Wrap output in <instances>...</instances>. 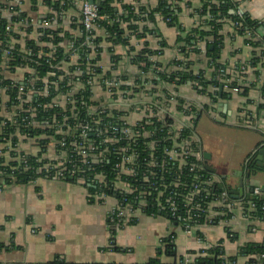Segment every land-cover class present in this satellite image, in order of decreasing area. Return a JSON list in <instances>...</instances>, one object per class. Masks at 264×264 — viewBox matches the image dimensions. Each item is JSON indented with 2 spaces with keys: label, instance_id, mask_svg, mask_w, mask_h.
I'll return each instance as SVG.
<instances>
[{
  "label": "trees",
  "instance_id": "trees-1",
  "mask_svg": "<svg viewBox=\"0 0 264 264\" xmlns=\"http://www.w3.org/2000/svg\"><path fill=\"white\" fill-rule=\"evenodd\" d=\"M74 1L30 0V3L33 12L38 10L42 2L60 15L65 13ZM94 1L100 15L103 17L98 26L100 29L105 30L106 39L97 36V33H94L93 37L87 33L84 26L81 25L80 17H75L73 20L71 27L75 31L73 33L60 27L62 24L61 17L53 15L46 17V20L52 22L53 27H40V37L30 39L35 28L32 25L30 16L23 11L24 1L19 6H13V0H8L6 4L0 0V89L5 90L4 96L8 98L5 103L8 113L4 116L1 115V111L5 97H0V139L11 144L10 155L12 158L11 162H7L0 157V186H2V183L28 184L40 178H47V173H52L48 172L46 168L51 162L49 159L44 158V155L47 153V149L52 147L51 142L53 140L58 141L63 138L59 132L67 130L68 127L74 128L77 123L87 124L98 121L97 128L99 132L96 137L90 139L95 143V155L101 161L98 164L92 163L90 165L77 163L82 172L76 177H67L66 181L79 184L80 180H84L85 187L92 197L104 194L107 197L117 199L122 207L131 204L135 209L140 208L141 213L146 216L164 217L170 220L172 224L183 227L182 217L185 218L186 212L181 204L180 195L185 193L184 188L190 191L194 187L196 174L191 172L190 166L180 168L177 163H170L165 150L171 148V143L158 142L153 150L149 147L150 140L146 138L139 139L136 145H133V152L138 154L135 163L138 172L137 178L119 173L116 165L123 159V154L119 150L126 146V140L125 137H122L120 131L115 136L120 138L119 143L112 144L109 139L114 138L112 136L114 127H122V121L118 119V113L110 116L109 111L101 108L94 111V107H99L100 103L93 100L94 90L92 86L95 78L101 76L108 78L111 76L110 73L105 74L104 68L100 67L105 52V47L102 45L105 42L112 46L120 44L130 46V37H127L124 26H127V30L131 31L134 37L143 39L146 34H140L138 23L144 20L153 21L156 15L162 17L168 25L179 27V13H182V8L180 5L175 6L174 3L182 2V0H158L157 7L149 9L144 7L139 10L132 5L124 4V0ZM239 12L240 3L233 0H203L202 8L196 14L201 18L206 16L209 18L204 21V24L188 33L182 28L180 29V33L186 34L185 36L180 35L178 39V48L185 55V60L191 54H202L203 50L199 44H205V53L210 59L209 67L214 69L215 72L223 70L222 65L219 64V59L222 53L223 39L221 31L224 24L232 22L235 24L237 35H251L252 38H255L254 36L259 33L261 27L260 21L254 20L248 13L241 15ZM145 31L147 32V30ZM66 41L74 44L75 53L63 47ZM20 42H25L26 48ZM247 43L254 47L261 46L264 48V40L257 43L249 40ZM130 49L132 62L139 66L144 73L153 72L160 80L175 86L199 84L205 91L211 86V82L205 79L203 73L196 75L192 71H185V69L176 72L159 71L160 64L152 59V57L161 54L159 51L155 52L146 47L144 50L135 53L134 48ZM5 50L9 51V55L5 54ZM53 51L54 56L48 58V55ZM73 55L78 57V61L65 70L63 66L72 62ZM255 62L258 63V59ZM173 64L181 67L184 62L174 61ZM187 65L189 64L187 63ZM22 68L31 70V73L26 75L23 85L18 81L7 78L6 74L8 72L13 75ZM33 78L38 79L35 85H27V82ZM45 78H49L50 83L48 94L33 96L28 99L29 88H34L38 92L46 90L47 84L43 81ZM123 79L126 80V78ZM78 82L82 83L84 88L79 94L71 98L66 107L54 103L58 96L68 95ZM21 86L25 88V95L23 96L20 95ZM230 87L237 88L238 85L233 83ZM243 90L244 94L247 95L248 89L244 88ZM262 91L264 93V87ZM214 95L218 98L217 93L212 96ZM23 99L30 102L25 103L23 107H19L23 103ZM34 108H37V111L35 115H32V109ZM27 110H30V112H27ZM75 115L78 117L77 119H75ZM4 123L7 124L4 125ZM157 127L155 126L154 129ZM16 133H20L28 139L36 138L42 147V152L37 156L18 152L16 148L19 140L15 137ZM166 135L167 131L161 137L164 138ZM41 137H44V139ZM61 150L59 146L57 151L60 152ZM151 160L156 161L158 166L152 167L149 163ZM190 162L195 163L196 160L191 158ZM70 164L68 163V165ZM247 168L249 172L255 170L252 158L247 164ZM39 169H42L41 173H38ZM98 175L106 177V183L102 186L99 183L97 184ZM202 175L208 177L212 173L204 168ZM120 176L123 181H127L132 187L131 192L115 187V183ZM174 183L179 184L178 187ZM210 189L212 193L210 199L200 202L204 209H207L212 201L218 200L223 192V188L219 185H215ZM248 198L255 202L257 208V211L251 216L255 219L264 220L262 210L264 196L255 198L250 194ZM169 199H173L175 202L174 207H171L173 202L169 203ZM171 208L176 209L177 217L174 216ZM200 215L201 217L197 220V223L192 224V229H196L199 235L202 236L199 226L205 224L207 216L204 212ZM114 218L116 221L112 225L113 228L118 225L133 224L136 220L134 218L133 221L124 225L123 222H118L116 216ZM230 218L231 215H226L224 218L216 219L215 223L217 225L221 219L230 220ZM109 221L112 223L110 219ZM227 230L229 233L230 230ZM229 234L232 235L231 232ZM174 238V236H171L163 241L164 248L160 250V256L165 253L169 257L177 258ZM192 254L197 256L192 264H240V258L248 259L245 264H264V244L257 243L242 247L235 256H229L222 243L206 251L192 252ZM183 261L184 258L179 259V264H182ZM148 264L163 263L161 259L156 258L151 259Z\"/></svg>",
  "mask_w": 264,
  "mask_h": 264
},
{
  "label": "crops",
  "instance_id": "crops-1",
  "mask_svg": "<svg viewBox=\"0 0 264 264\" xmlns=\"http://www.w3.org/2000/svg\"><path fill=\"white\" fill-rule=\"evenodd\" d=\"M23 1V11L30 16L35 28L30 39H37L41 23L49 15L56 16L57 13L42 2L38 10L33 12L30 0ZM233 1L240 3V10L243 13H248L254 20L261 22L259 32L264 35V0ZM1 2L6 4L8 0ZM124 4L132 5L139 10L144 7H157L158 0H124ZM202 5L203 0H182L179 27L168 25L159 15H156L153 21L144 20L138 23L140 34H146L143 39L134 37L132 32L127 30V26H124L127 37H130V46L123 44L112 46L105 42L102 45L105 47V52L100 66L115 75L133 77L139 70L132 62L130 48H134L135 53H138L148 47L155 52H161L159 56L154 57V60L160 64L162 70L168 72L177 70L174 61L185 60V55L178 53V39L180 35H186L180 33V29L188 33L198 27L201 17L196 12L202 8ZM80 13L81 5L71 4L62 14L60 27L74 33L71 28L73 20L79 17ZM261 33H257L255 38L251 35L239 36L232 22L225 23L221 31L223 46L219 59V64L223 67V70H220L222 72H215L214 69L209 68L207 58L203 55L191 54L186 59L192 72L197 75L203 73L205 79L211 82L209 92L218 94V102L222 107L217 106L216 111L221 113L225 121L217 120L210 115L211 108L207 104L211 100L207 96H200L193 86L188 84L172 87L183 99L195 105L204 104L202 106L205 111L200 110L197 118L196 133L199 135L202 153L208 152L212 155L210 164L216 169V173L213 174L223 182L225 189L227 186L224 176H228L229 166L225 162L221 164L222 169L219 168L218 154L213 148L215 145L211 141L204 142L198 131L199 123L205 118L217 126L245 132L246 140L250 142L244 150V155L247 157L238 164L240 168L233 169L232 174L241 173L240 177L234 176L229 180L238 199L242 198L240 194L242 179L245 181V196L251 193L247 189L249 182L252 187H260L264 191V173L257 168L251 171L250 178L245 174L247 163L251 158L253 165L259 166L257 159L262 157L260 152L264 150L262 91L264 48L247 43L249 40L254 43L263 41L264 37ZM97 36L107 38L104 29H99ZM20 43L25 47V42ZM256 59L258 63L255 62ZM76 62L77 60L73 59L70 64H66L65 70ZM242 66L246 71L239 73V68ZM28 72L27 69H19L13 75L9 72L6 75L8 79L22 82ZM233 78L240 79L238 85L242 89H248L247 95L232 90L230 86ZM221 87H224L222 96ZM96 90L99 95L95 91V98L99 97V102L102 94L99 89ZM225 109L227 112H224ZM243 111H248L252 115L250 119L255 128L248 129L242 126L239 117ZM15 137L19 140L16 148L18 152L34 156L42 152V147L36 138L28 139L20 133H16ZM9 145L0 139V157L7 162L12 161ZM53 154L55 151L51 147L47 149L45 157H51ZM0 191V264H148L151 259L156 258L161 259L163 264H179V259L192 255V252L206 251L220 243L229 256L237 255L242 247L256 243L264 244V220L245 219L240 211H236L237 218L231 219L228 223L202 227L199 230L201 236L195 229L187 230L172 224L164 217H149L141 212L137 214L135 223L113 228L109 218L111 212L117 208L116 199L91 201L88 189L76 183L40 178L28 184L2 183ZM171 236L175 237L177 258L169 257L165 253L160 256V250L164 248L163 241ZM247 261L246 258H240L239 263L245 264Z\"/></svg>",
  "mask_w": 264,
  "mask_h": 264
},
{
  "label": "built area",
  "instance_id": "built-area-1",
  "mask_svg": "<svg viewBox=\"0 0 264 264\" xmlns=\"http://www.w3.org/2000/svg\"><path fill=\"white\" fill-rule=\"evenodd\" d=\"M22 1L23 0H13L12 4L13 6H19L22 4ZM72 4L81 5V13L79 16L81 18V25H83L85 31L91 34V36L93 37V34L97 33V31L100 29L98 26L100 21L103 20V17L100 15L97 5H91L89 0H75L74 2H72ZM174 5H180V2H175ZM147 8L149 9L151 7ZM56 13V16H58L59 18L62 17V14L58 15V12ZM180 14L181 13H179V16ZM239 14L242 15L243 12L240 10ZM208 18V16L202 17L201 22L198 26L204 24V21ZM52 25V22L46 19L41 23V27L43 28H52ZM38 37H40V34L38 35ZM199 45L203 50V53L200 55L205 56L209 64L210 59L206 56L205 53L206 45ZM63 47L69 49V51H72L73 53L76 52V49H74V44L70 43L69 41H66L63 44ZM178 53H182L181 49H178ZM5 54L9 55V51L5 50ZM52 56H54V51L48 55V58ZM154 57H152L153 61H155ZM73 59L78 61V57L75 55L72 56V60ZM180 62H184V64L181 67L177 66V70L173 72L181 71L184 69L185 71H191L189 65H187V60H183ZM63 67H65V65ZM112 69L114 70L115 68L112 66ZM138 70L139 72L137 73V75L133 77L125 76L122 74L115 75L113 72L105 70V74H111L110 77H97L92 82L94 98L95 91L97 95H99L96 88L99 89L102 94V97L100 99L101 101L99 100L98 102L99 97L97 99L95 98L96 102L100 103V106L94 107V111H98V109L101 108L105 111H109L110 116L118 113V119L122 121V127H114L112 129V136H114V138L109 139L112 144L119 143L121 141L120 138H116L115 136L117 135V132L120 131V134H122V137H125L124 139L126 140V146L122 147L119 150L120 153L123 154V159L116 165L118 172L129 177L137 178L138 172L135 163L138 159V154L133 152V145H136L139 139H149V147L153 150L156 148L158 142L171 143V148L165 150V154L168 156V160L170 161V163H177L180 168L190 166L191 172L193 174H196L194 187L190 191L184 188L185 193L180 195L181 204L183 205L186 212L185 218L182 217V221H184V229H192V224L197 223V220L201 217L200 213L202 212H204L207 217L205 224L199 226V230H201V228L204 226L216 225V219L224 218L226 217V215H231L230 220L234 218L236 219V211L242 212V216L245 219L253 218L251 215H253V213L257 211L256 204L253 200L249 199L248 196H245V194L241 199H234L224 188L223 182L218 177H215L213 173L208 177L202 175V172L204 168H206V165L203 153L200 149L199 135L196 133V124L197 118L200 114V110L205 109L202 106L204 104L195 105L191 101L183 99L181 96L177 95L175 92L176 90L172 88L175 85L160 80V78L154 75L153 72H142L139 66ZM28 71L29 72L27 74L31 73V70ZM159 71L165 70H162L160 68ZM245 71L246 69L243 66L239 69V73ZM123 78H126V80H124ZM37 80L38 79L33 78L27 82V85L33 86L35 85ZM232 80L233 81L231 82V84L236 83L238 85V83H240L239 78H233ZM24 81L25 78L22 82H20V84L23 85ZM43 81L47 84L46 90L43 92H38L34 88H29V92L27 94V96H29L28 99H31L33 96L37 97L38 95L48 94V90L50 89L49 78H45ZM189 85L193 86V88L196 89L200 96L209 97L211 101L207 105L211 108L209 110L210 115H213L217 120L225 121V119L221 116V113H219V111H216L217 106L218 108L220 106L218 102L219 99L215 95L212 96L213 94L209 92V88L205 91V89L199 84ZM122 87L126 88L123 89ZM83 88L84 85L82 83H76L75 87L68 95L58 96L54 100V103L58 106L66 107L71 98L79 94ZM232 90L238 93H242L244 91L239 85L237 88H232ZM24 92L25 88L21 86L20 95H25ZM4 95L5 90L0 89V97L4 98ZM7 100L8 98L5 97V102L2 103L3 108L1 111V115L4 116H6L8 113V110L5 107V103ZM22 102L23 103L19 107H23L25 103H28L30 101L23 99ZM36 111L37 108L32 109V115H35ZM27 112H30V110H27ZM251 116L252 115L248 111H243L240 113L239 119L242 121L241 124L243 127L248 129L255 128L252 124V120L250 119ZM77 118L78 117H76L75 115V119ZM5 124L7 123H4V125ZM98 125V121L87 124L77 123L74 128L68 127L67 130H61L59 132V134L63 136V138L58 141H52V147L55 151V154H53V156L51 157H45L44 155V158L49 159L51 163H54L53 165H50V163L46 167L48 172H52L47 173V178L55 179L58 181H66L67 177L73 178L78 176L82 172L77 163L90 165L92 163L98 164L101 161L100 158L95 155L96 146L95 143L90 139L91 137L97 136V133L99 132L97 128ZM155 126H158L159 128L157 127L156 129H154ZM165 131H167V135L166 137L162 138L161 135ZM9 144L10 143L8 142L7 145ZM59 146L62 149L60 152L57 151V148ZM8 148L11 150V144L8 146ZM191 158H194L196 162L191 163ZM68 163L71 164L68 165ZM149 163L152 167L158 166V163L154 160H151ZM41 172L42 169H39L38 173ZM248 173L249 171L246 166V176L248 175ZM97 179H99L97 184L99 183L101 186L106 183V177H104L103 175H98ZM146 179L148 178L146 177ZM79 184L85 187L86 183L84 180H80ZM175 185H177L178 187L179 184ZM215 185H219L220 187H222L223 192L221 196H219L218 200L212 201L208 205L207 209H204L200 202L210 199V197L212 196L210 188ZM115 187L127 192L132 191V187L128 184L127 181H123L121 176L118 177L117 182L115 183ZM247 189L255 198L264 196L263 189L256 186L252 187L250 182ZM90 198L93 200L99 201L102 199L105 201L106 199H109L111 197H107L103 194L93 197L90 195ZM116 201L117 208L111 212L109 218L112 223H115L116 220L114 216H116L118 222H123L124 225H126L133 221V219L136 218L137 214L141 212L140 208L135 209L131 206V204H128L126 207H122V204L117 199ZM171 202H173L171 207H174L175 202L173 201V199H169V203ZM171 210L174 212V216L177 217L176 209L171 208ZM262 210L264 212V207L262 208ZM230 220L221 219L218 224L222 222L228 223L230 222ZM196 257V255L189 254L184 257V261L182 264H192L195 261Z\"/></svg>",
  "mask_w": 264,
  "mask_h": 264
},
{
  "label": "rangeland",
  "instance_id": "rangeland-1",
  "mask_svg": "<svg viewBox=\"0 0 264 264\" xmlns=\"http://www.w3.org/2000/svg\"><path fill=\"white\" fill-rule=\"evenodd\" d=\"M198 131L204 142L211 141L214 143L213 145L216 147L213 146V148L218 154L219 168L222 169L221 164L226 162L229 166L227 177L231 180L234 177V174H232L233 169L240 168L238 164L242 163L247 157V155H244V150L250 142L246 140L245 132L230 127L217 126L205 118L200 121Z\"/></svg>",
  "mask_w": 264,
  "mask_h": 264
},
{
  "label": "water",
  "instance_id": "water-1",
  "mask_svg": "<svg viewBox=\"0 0 264 264\" xmlns=\"http://www.w3.org/2000/svg\"><path fill=\"white\" fill-rule=\"evenodd\" d=\"M90 4L91 5H94L95 4V1L94 0H90ZM263 30H264V23H263ZM261 33V32H259ZM261 35L264 37V35L261 33ZM223 91H224V87H221L220 88V95L222 96L223 95ZM219 107H222V105L220 104ZM224 112H227L226 109ZM261 156L262 157H259L257 160L259 166L257 167L256 165H253V168L257 169L261 172V173H264V150L260 152ZM203 157H204V160H205V165H206V169L211 172V173H216V169L213 168L210 164L211 162V159H212V155L208 152H203ZM241 173H236L234 176H238L240 177ZM252 175L251 171L248 173L247 177L250 178ZM224 181L226 183V190L229 192V194L232 196V198L234 199H238V197L235 196L236 193H234V190L232 189V186H231V183L229 184V179L227 176H224ZM244 179H242V181H240V194L241 196L243 197L245 192H244ZM236 192V191H235Z\"/></svg>",
  "mask_w": 264,
  "mask_h": 264
}]
</instances>
